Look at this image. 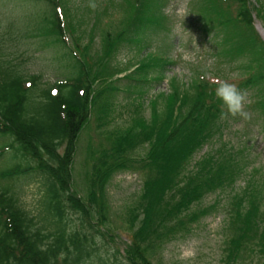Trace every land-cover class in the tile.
Wrapping results in <instances>:
<instances>
[{"label":"trees","instance_id":"obj_1","mask_svg":"<svg viewBox=\"0 0 264 264\" xmlns=\"http://www.w3.org/2000/svg\"><path fill=\"white\" fill-rule=\"evenodd\" d=\"M30 1L45 5L48 13L39 19V35L49 39L52 46L68 50L70 64L66 71L70 70L64 81L41 89L40 75L19 71L11 61H2L0 54V139L9 137L12 142L11 146H0V158L9 151L10 158L4 160H14L5 167L0 163V264H87L95 251L91 233L101 239L112 234L106 194L109 182L127 170L140 171L144 186L123 213L124 231L130 238L123 253H117L126 264H152L155 254L169 242L188 235L192 225L212 210L200 207L203 200L225 191V240L220 264H264L262 171L247 174L249 163L244 152L223 143L192 164L215 138L222 140L226 124L221 116L222 102L214 94L217 85L206 70L190 71L188 83L169 80V93L159 94L151 102V120L142 118L128 134L117 133L118 138L107 141L109 150L95 155L100 159H95L93 174L82 181L84 199L69 195L74 187L70 159L74 143L90 111L97 109L98 120L102 121L99 114L106 116L111 111V101L118 93L111 79L120 71L112 69L109 74L106 69L113 54L109 51L126 43L127 28L134 26L133 32L138 34L151 17L154 22L162 18L154 17L155 0H122V9L132 18L129 23L123 22L122 33L109 34L108 53L105 61H98L97 68L88 65L84 54L78 57L80 52L67 47L66 19L58 13L59 0ZM201 11L204 20L213 23L204 27L213 25L210 31L215 34L216 58L224 60L225 67L238 63L239 89L253 96L252 111L264 126V45L254 32L252 20L255 14L264 24V0H256L254 5L249 0H205ZM161 60L150 55L143 63L145 68L124 78L126 92H136L137 99L131 103L141 99L142 92L153 83L163 80L164 68L169 65ZM148 67L160 72L159 79L147 82L144 73ZM100 81H106L107 86L95 94L93 86ZM63 145H67L66 152L59 157ZM137 149H145L142 157L136 156ZM43 154L49 161H44ZM243 177V188L236 189ZM22 180L38 184L36 192L42 198L36 218L26 212L19 192L13 189ZM61 192L79 215L78 230L65 221L67 209Z\"/></svg>","mask_w":264,"mask_h":264},{"label":"rangeland","instance_id":"obj_2","mask_svg":"<svg viewBox=\"0 0 264 264\" xmlns=\"http://www.w3.org/2000/svg\"><path fill=\"white\" fill-rule=\"evenodd\" d=\"M116 0H63L60 12L63 19H66L64 31L66 43L76 52H82L86 56V60L90 65L100 67L98 61L104 60V55L108 52L109 34H120V31L110 29H102L98 33L97 27L103 24H109V19L105 17V13L112 15L114 18L112 24L119 21V10L114 3ZM144 0H141V2ZM157 8L153 7L154 17H163L164 19L154 22L152 17L149 19L146 27H143V35L141 42L134 40L137 44L149 47L144 50L141 55L131 46L120 49L107 60V70L111 74L112 69L122 71L123 73L117 77V80L131 73L137 62L146 54L157 51L167 52L168 57L175 63L169 69H166L164 77H178L182 82L188 79L189 69L196 64L210 66L213 72L215 61L211 57V36L205 35L200 24L201 15L199 13L200 0H155ZM254 3V0H251ZM95 4V8L90 7ZM47 11L42 3H34L29 0H0V54H3L2 61H11V65L17 66L28 74H40L43 82L52 83L56 80L62 81L67 76L65 64L68 61L67 51L60 47H54L49 40L39 35L37 27V18ZM100 11V12H98ZM97 12V13H96ZM96 13V14H95ZM100 14V16L98 15ZM61 17V18H62ZM161 17V18H162ZM99 20V21H98ZM96 26L94 32L90 31L91 26ZM112 30V31H111ZM254 30L260 41L264 44V24L255 23ZM109 34L106 36V33ZM105 33V35H104ZM88 36L95 37L93 44L89 47ZM136 39V38H135ZM171 43V46L167 44ZM111 52V51H109ZM6 56L7 58H5ZM93 59V60H92ZM110 60V61H109ZM94 61V62H93ZM105 61V60H104ZM142 67H144L142 65ZM151 67V66H150ZM148 67L147 69H150ZM217 67V66H216ZM238 64L230 68H221L219 72L223 75H229L230 80L238 77ZM145 68V67H144ZM155 70L150 71L149 75H154ZM124 83L114 85L119 90H123ZM167 81L156 84L153 89L146 93L145 98L153 97L154 94L167 92ZM135 90L131 91L128 96H133ZM122 92L115 94L111 103H123ZM246 96L244 111L251 98L249 93H243ZM125 103L121 104L124 105ZM114 114L122 113L119 105H113ZM247 111V110H246ZM248 118H242L240 121L231 122L223 135V141L233 146L239 144H248L253 151L254 163L260 167L264 173V141L260 135V130L253 124L246 129L247 123L250 121L252 114H248ZM96 115L94 117L95 121ZM127 116L119 118L109 124L107 130L115 127H122ZM97 125L91 123L90 129L86 130L80 137L77 154L74 160L73 176L75 188L79 192H83L80 187L82 164L84 159V151L88 146L90 139L93 140V147L97 146L101 139L97 133ZM216 146V142L212 144ZM207 146L200 154L195 157L194 161L203 157L213 146ZM64 153H60L63 157ZM49 161L48 159H46ZM1 165L11 164L12 161L1 159ZM13 185V189L18 191L24 209L31 217L36 218V210L39 205L40 194L36 191L35 182L22 180ZM35 183V184H34ZM243 187L240 180L236 185V189ZM141 190V181L137 173H123L113 178L107 187L108 202L111 207V218L109 220V228L112 232V238H106L105 241L95 239L96 247L89 264H125L121 255L117 252L123 250L127 243L128 235L122 230L124 224L121 223L123 213L133 199ZM228 191L223 193L217 192L206 197L200 207H212L214 211H209L208 215L202 217L197 223L191 227V232L183 238H177L169 242L163 247L160 253L155 254L152 264H220L222 258L221 250L225 240L224 223L225 212L227 209ZM72 226L77 225L76 218H70ZM94 237V236H93Z\"/></svg>","mask_w":264,"mask_h":264},{"label":"clouds","instance_id":"obj_3","mask_svg":"<svg viewBox=\"0 0 264 264\" xmlns=\"http://www.w3.org/2000/svg\"><path fill=\"white\" fill-rule=\"evenodd\" d=\"M90 7L94 9L95 4H90ZM214 94L222 102V118L227 116L248 118V114L244 111L246 96L236 84L227 81L218 82L217 87L214 89Z\"/></svg>","mask_w":264,"mask_h":264}]
</instances>
